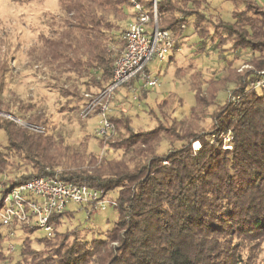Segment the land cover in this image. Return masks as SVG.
<instances>
[{
  "label": "trees",
  "instance_id": "trees-1",
  "mask_svg": "<svg viewBox=\"0 0 264 264\" xmlns=\"http://www.w3.org/2000/svg\"><path fill=\"white\" fill-rule=\"evenodd\" d=\"M11 1L24 4L33 0ZM57 1L63 19L56 30L40 37L31 48L29 63L47 69L54 85H60L66 74L68 81L73 76L88 87H97L100 93L107 87L114 62L123 49L124 41L120 39L118 49L114 43L116 34L122 37L124 33L119 23L126 18L131 3ZM229 1L233 4L232 21H221L220 32L212 23L217 29L209 39L218 48L229 43L232 51L251 52L246 64L249 68L241 73L229 65L217 80L206 82L204 89L198 81L200 75L192 74L195 103L189 116L181 120L170 117L166 102L148 111L155 124L145 130L134 129L127 116L112 117L115 135L106 142L101 140L99 145L120 153V158L108 159L107 154L100 158L83 145L73 148L58 143L37 113L24 122L34 128L43 126L44 132L17 125L15 120L20 117L16 113L32 112L34 106L2 99L4 65L0 114L10 118L0 115V131L7 144L6 152L0 151V168L13 166L6 160L12 152L20 158L25 171L17 178L0 182V210L15 187L55 173L64 182L100 189L104 194L117 191L113 199L116 219L102 239L76 237L75 232L68 235L76 228L59 232L57 228L71 217L67 212L51 217L52 236L33 240L29 235L37 227L0 225V229L12 230L11 234L25 235L15 257L17 264H264L260 259L264 245V90L248 89L253 77L264 72V4ZM136 2L152 7L151 0ZM203 3L204 0H158L159 29L171 30L176 43L182 46L185 28L194 16L193 31L204 46L208 33L201 34L207 19L199 11ZM188 5L197 11L190 12ZM185 74V70L178 71L180 78ZM228 85H233L230 94L227 92L226 101L212 114L215 131L197 132L200 118ZM70 87L73 89L66 93L67 97L84 99L79 97L76 85ZM223 136H227L225 145ZM163 142L170 147L176 142L180 145L159 153ZM194 142L199 143L198 149H192ZM34 242L40 247H33ZM3 244L8 243L0 231V259L4 260ZM10 249L13 252V247Z\"/></svg>",
  "mask_w": 264,
  "mask_h": 264
},
{
  "label": "rangeland",
  "instance_id": "rangeland-1",
  "mask_svg": "<svg viewBox=\"0 0 264 264\" xmlns=\"http://www.w3.org/2000/svg\"><path fill=\"white\" fill-rule=\"evenodd\" d=\"M261 6L255 8L254 12L257 13L262 8ZM188 8L192 10L190 12L197 11L194 6L188 5ZM232 10L233 4L229 0H204L202 8L199 9L207 17V19H204L201 33L203 35L205 31L208 33L206 39H204V46L200 42L197 32L193 31L192 21L194 16H192L185 28V40L179 52L172 54V58L165 62L151 61L147 64L146 70L151 74V78H158V84L153 89L141 90L138 106L125 96V86L115 91L114 95L117 96L118 109H125L126 114L124 116L131 120L134 129L145 130L152 128L155 123L148 111L151 109L156 110L159 105L165 102L167 103L166 108H168L166 111L170 114V117L174 116L177 120L188 117L190 109L195 103L193 88L190 85V76L192 74L198 73L200 75L201 78L198 81L201 84V88L204 89L206 82L217 80L221 72L227 69L229 65H232L237 72L242 73L245 71L242 70V67L247 66L246 64L252 56L251 52L245 50L232 51L229 43H225L218 48L209 39L214 34V30L219 28L218 25L221 21L226 23L232 21ZM130 15L132 16V9L128 5L127 16L119 23L122 30H124L131 18ZM199 18L197 17V19ZM60 19L63 18L60 17L57 0H33L24 4L13 3L11 0H0V80L2 79V81L3 67L6 64L2 99L5 102L15 99L34 106V111L32 112L16 113L20 117V120H15L17 125L33 129V127L25 124L24 121L34 113H37L50 135L58 143L69 145L73 148L83 145L88 152L98 154L99 157L106 151L108 159L120 158V153L111 152L103 146L100 148L99 142L101 140L95 133L99 122L96 112L87 118L80 116L81 109L89 103V96L97 95L99 89L97 87H88L83 81L76 80L73 76L68 81L67 77L69 76L66 74L62 76L60 85H54L51 80V74L47 69L40 66L36 67L29 63L28 53L31 48L38 43L40 37L47 36L51 30H56L57 26L60 25ZM212 23L216 24L217 28ZM220 30L219 28L218 31L220 32ZM115 39L114 47L118 49L121 47V35L119 32L116 34ZM179 70L186 71L184 77H178ZM72 84L79 89L76 90L79 93V97L82 95L84 99L76 101L75 98L66 96V93L73 89L70 87ZM232 87L233 85H228L225 90L219 91L215 105L209 107L197 123L195 129L197 132L212 134L215 131V120L212 114H215L216 108L222 106L226 101L227 92L230 94L229 91H231ZM88 90L90 92H87ZM140 98L142 99L140 100ZM171 110H173V114ZM0 115L10 118L3 114ZM120 115L119 110H116L115 117ZM37 128L40 132L45 131L43 126ZM222 141L225 145L227 136H223ZM179 145L180 143L176 142L170 147L163 142L160 145L159 153L177 148ZM6 146L5 135L0 131V151L6 152ZM191 147L192 149H198L199 143L194 142ZM6 160L9 163L12 162L13 166L3 165L5 169L0 168V182L17 178L25 171L20 158L16 157L12 152L7 154ZM60 171L58 170V172ZM116 193V190L107 193V199H114ZM66 212L71 217L66 218L57 230L64 232L76 228V230L70 231L68 235L71 236L75 232L76 237L87 235L88 239L92 237L97 239L104 238V233L112 228L117 214L114 208L108 207L106 211L95 210L88 219L82 207L74 204L68 205ZM0 231L2 232L3 240L9 244H6L7 247L4 246L5 244L2 246V252L6 258L4 260L0 259V264H17L15 257L20 252L21 241L25 238V235L19 232L11 234L12 230H7L3 227ZM45 235L43 230L38 229L33 234H30L29 238L33 240ZM29 243H32V241H29ZM10 246L11 248L13 247L12 255ZM33 247L38 248L40 246H37L34 242ZM260 259H264V245L262 246Z\"/></svg>",
  "mask_w": 264,
  "mask_h": 264
},
{
  "label": "built area",
  "instance_id": "built-area-1",
  "mask_svg": "<svg viewBox=\"0 0 264 264\" xmlns=\"http://www.w3.org/2000/svg\"><path fill=\"white\" fill-rule=\"evenodd\" d=\"M157 1L152 0V7L146 8L136 0H129L132 16L121 37L124 46L114 62L111 79L105 90L88 100L89 103L80 111V116L87 118L97 110L99 122L95 133L103 142L115 135L110 119L115 117L116 110L121 115L126 114L124 108L118 109L115 91L125 86V96L138 106L141 90L153 89L158 84V78H151L146 70L147 64L151 61L165 62L180 50L174 33L158 27ZM246 68L244 66L242 70ZM248 89L264 90V72L253 77ZM33 129L40 132L38 128ZM106 154L104 151L103 155ZM106 195L100 189L64 182L57 173L33 178L8 194L0 210V225L6 228L13 224L34 226L52 236L54 229L50 219L53 215L66 212L68 205L74 204L82 207L89 219L97 209L106 211L108 207H116L115 201L107 199Z\"/></svg>",
  "mask_w": 264,
  "mask_h": 264
},
{
  "label": "crops",
  "instance_id": "crops-1",
  "mask_svg": "<svg viewBox=\"0 0 264 264\" xmlns=\"http://www.w3.org/2000/svg\"><path fill=\"white\" fill-rule=\"evenodd\" d=\"M257 4L259 5H263L264 4V0H254Z\"/></svg>",
  "mask_w": 264,
  "mask_h": 264
}]
</instances>
